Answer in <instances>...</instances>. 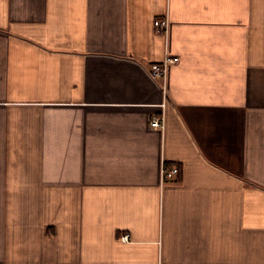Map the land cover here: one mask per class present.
<instances>
[{"label":"crops","instance_id":"obj_1","mask_svg":"<svg viewBox=\"0 0 264 264\" xmlns=\"http://www.w3.org/2000/svg\"><path fill=\"white\" fill-rule=\"evenodd\" d=\"M0 264H264V0H0Z\"/></svg>","mask_w":264,"mask_h":264},{"label":"built area","instance_id":"obj_2","mask_svg":"<svg viewBox=\"0 0 264 264\" xmlns=\"http://www.w3.org/2000/svg\"><path fill=\"white\" fill-rule=\"evenodd\" d=\"M154 31L158 33H164L166 34L167 28H168V19L166 16L162 18H156L153 21ZM178 59V56L170 55L168 53H165L163 59L159 62H152L149 66V73L155 77V78H161L164 80L165 72L167 66L176 61ZM150 126L152 127H162L164 123L163 115H155L150 118ZM177 172V168L175 166H168L164 163L161 164L160 168V175L161 180L171 177ZM123 237H127V235H124Z\"/></svg>","mask_w":264,"mask_h":264}]
</instances>
